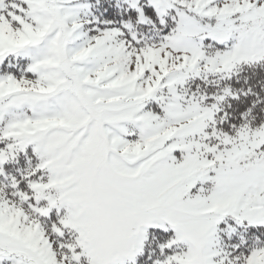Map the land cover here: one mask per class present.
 Wrapping results in <instances>:
<instances>
[{
  "label": "snow or ice",
  "instance_id": "6c2138e0",
  "mask_svg": "<svg viewBox=\"0 0 264 264\" xmlns=\"http://www.w3.org/2000/svg\"><path fill=\"white\" fill-rule=\"evenodd\" d=\"M0 264H264V0H0Z\"/></svg>",
  "mask_w": 264,
  "mask_h": 264
}]
</instances>
